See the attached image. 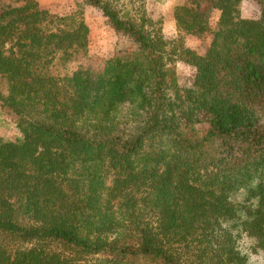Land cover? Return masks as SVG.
I'll use <instances>...</instances> for the list:
<instances>
[{"label": "trees", "instance_id": "obj_1", "mask_svg": "<svg viewBox=\"0 0 264 264\" xmlns=\"http://www.w3.org/2000/svg\"><path fill=\"white\" fill-rule=\"evenodd\" d=\"M243 1L184 0L166 40L146 0H85L137 46L98 79L53 72L88 53L81 10H1L0 107L20 137L0 139V264H264V0L257 19ZM203 34L199 55L185 37Z\"/></svg>", "mask_w": 264, "mask_h": 264}, {"label": "rangeland", "instance_id": "obj_2", "mask_svg": "<svg viewBox=\"0 0 264 264\" xmlns=\"http://www.w3.org/2000/svg\"><path fill=\"white\" fill-rule=\"evenodd\" d=\"M24 0H0V12L6 6H19ZM38 5L50 13L58 16L76 14L81 10L82 18L89 28V45L86 57L78 63L58 64L53 72L59 76H75L80 79H98L102 77L104 62L118 56L122 60H130L137 51V46L126 37L115 33L105 22L101 13L84 4L85 0H35ZM184 0H161L159 2L146 0L145 7L148 14L154 19L162 21V31L166 40H172L177 36L173 9L181 5ZM241 16L244 18H259L260 12L257 5L251 0H244L240 6ZM219 13L214 11L210 18L212 29L216 27ZM210 34L186 36L185 45L204 55L211 42ZM197 71L194 67L178 62L176 64L175 78L180 87L190 88L194 85ZM17 120L14 115L0 107V139L14 141L20 137L17 129ZM159 148L152 144L144 147V156H152ZM118 171H112L109 180ZM242 242L241 245H244ZM253 264H261V258L257 257Z\"/></svg>", "mask_w": 264, "mask_h": 264}]
</instances>
